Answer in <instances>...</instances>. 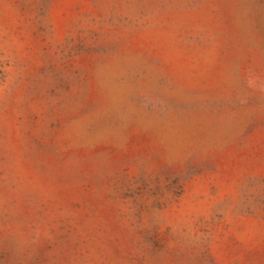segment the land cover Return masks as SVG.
<instances>
[{
	"label": "rangeland",
	"instance_id": "obj_1",
	"mask_svg": "<svg viewBox=\"0 0 264 264\" xmlns=\"http://www.w3.org/2000/svg\"><path fill=\"white\" fill-rule=\"evenodd\" d=\"M0 264H264V0H0Z\"/></svg>",
	"mask_w": 264,
	"mask_h": 264
}]
</instances>
